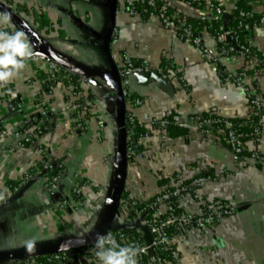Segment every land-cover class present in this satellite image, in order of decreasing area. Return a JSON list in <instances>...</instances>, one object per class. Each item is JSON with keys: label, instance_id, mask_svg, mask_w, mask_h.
<instances>
[{"label": "crops", "instance_id": "0c3cea01", "mask_svg": "<svg viewBox=\"0 0 264 264\" xmlns=\"http://www.w3.org/2000/svg\"><path fill=\"white\" fill-rule=\"evenodd\" d=\"M158 1L170 3L180 25L189 20L197 25L202 19L200 23L207 25L199 30L202 46L216 51L209 28L216 15L207 6L221 7L231 17L239 0H192L207 5L202 10L175 0ZM248 4L251 13L264 14V0ZM124 8L125 0H0V13L11 16L10 24L0 23V31H24L34 52L27 67L0 90V193L6 197L0 200V251L26 249L23 242L29 238L35 240V249L78 241L101 227L119 181V124L113 119L124 113L125 121L132 117L146 132L134 143L133 161L127 163L125 200L144 204L178 174L183 181L208 179L198 188L200 202L189 198L180 203L185 212L199 214L201 203L213 200L239 206L215 227L183 236L169 264H264V160L251 158L257 153L264 159V112L258 142L242 143L240 156L224 143L222 131L201 135L191 129L188 135L162 139L161 130L151 125L171 115L191 120L249 118L252 108L246 89L261 99L264 111V69L259 66L264 62V24L247 33L253 59L229 56L210 63L199 48L163 27L157 16L131 17ZM124 56L155 71L165 62L174 66L166 78L146 73L127 76L128 93L143 101L140 106L123 104L115 89V69ZM48 62L58 63L86 97L99 101L96 111L104 115L103 129L92 119L84 135L72 133L71 115L63 109L67 93L62 84L49 97H41L42 70ZM219 67L232 75L245 73L243 87L223 81ZM9 89L19 108L6 100ZM42 98L49 102L42 133L33 144L20 148L15 133L38 112ZM57 171L62 174L60 188L48 195L43 191L45 179ZM25 177L23 194L9 195L8 184ZM75 180L86 185L83 202L76 212H63L59 204ZM18 257L15 263L20 264ZM13 263L0 260V264Z\"/></svg>", "mask_w": 264, "mask_h": 264}, {"label": "built area", "instance_id": "2783aa9c", "mask_svg": "<svg viewBox=\"0 0 264 264\" xmlns=\"http://www.w3.org/2000/svg\"><path fill=\"white\" fill-rule=\"evenodd\" d=\"M179 2L190 6V3L186 0H179ZM206 7V6H205ZM208 9L214 12L216 17H220L225 13V10L216 5H208ZM167 5H157L155 0H125V8L123 12L131 17H139L143 19L145 15L147 18L157 16L163 27L175 31L177 37L180 40L188 41L196 48H199L202 52L203 58L210 63H217L220 57H228L229 55L239 52L241 57L249 55V47L246 46H235L234 43H228L227 34L231 36L232 32L229 30L228 33L223 31V27L220 28V32L217 34L216 42L221 47L219 52L211 51L202 46L201 37H195L193 31L188 25H180L179 29L181 32L178 34L177 23L173 20L172 15L167 13ZM234 10V9H233ZM240 17H244V13H239ZM260 23L264 24V16L260 19ZM242 23L239 22L238 27L240 28ZM172 64H170L171 66ZM173 66V65H172ZM173 68H160L156 70V73L166 78L167 72ZM118 74L121 80L122 95L132 106H140L143 101L138 98L130 96L127 90V76L129 74H142L149 73L152 69L143 63H134L132 59L127 56L122 57L120 65L117 67ZM221 79L225 82H231L235 85L243 87V79L245 74L232 75L229 72L219 70L218 72ZM225 75V76H224ZM41 83L45 85L41 97L47 95L48 97L53 93L57 84H62L66 91L63 101V109L65 112L71 115L72 126L71 131L75 135H84L88 130L89 123L94 119L98 125V129H103V114L98 113L96 108L99 106V101L94 98H88L84 95L83 90L79 84L75 85L71 79L64 74L60 69L58 63L48 62L42 70ZM3 87H0V90ZM247 98L249 105L252 108V114L262 112L261 99L253 92V90L246 89ZM1 94V93H0ZM6 100L16 103L15 93H6ZM39 110L36 113L38 116H31L25 119V128L15 133V138L18 139V147L23 148L34 143L35 139L42 133V127L47 117L49 110L48 100L41 99L39 102ZM16 107H20L19 103L15 104ZM253 116V115H252ZM193 123V127H190L185 119H182L178 115L172 116L171 120H153L152 126H155L162 132V139H165L167 134L165 128L168 125H174L179 128L188 130H194L196 133L201 135H207L211 133L205 130V126L210 124H216L219 120H200L197 117V122L189 119ZM129 124L133 127L134 120L132 117H128ZM261 123V121H260ZM262 126V124H261ZM235 126L230 122L224 123V143L227 147L235 154L242 155L243 148L240 141L241 138L249 136L252 138L251 142H258L261 130L255 128L250 134L242 135L236 132ZM142 137V136H141ZM134 150L131 147L127 148V156L133 157ZM251 158L262 162L264 159L261 158L257 153H252ZM27 177L16 185L7 187L9 195H16L20 189L24 186ZM207 177H196L188 182L181 179L178 174L171 177L172 184L159 192L153 199L145 202L142 206L138 203L129 200H121L119 212V221L122 224H133L139 222V224L146 228L151 235V244L147 245L143 233L139 230H135L134 235L120 232H110V234L117 240L121 245H138L144 249V252L138 257L139 264H169L173 261L175 253L176 243L188 232L194 229L212 228L219 224L222 219L234 215L237 211L236 207L227 204L222 200H213L210 202H202V209L199 214H191L185 212L180 207V203L185 199L191 198L194 201H199L198 188L204 183ZM62 181L61 171L50 174L46 177L43 185V191L48 195H54L58 192ZM86 185L82 180H75L70 192L64 197L59 204L61 211L76 212L83 202L84 188ZM200 202V201H199ZM95 244L83 248L82 251L71 250L68 252H62L57 254L43 255L39 257H31L21 262L24 264H99V261L94 255ZM169 255V259L165 258L164 254ZM17 264V263H14Z\"/></svg>", "mask_w": 264, "mask_h": 264}, {"label": "trees", "instance_id": "16d2710c", "mask_svg": "<svg viewBox=\"0 0 264 264\" xmlns=\"http://www.w3.org/2000/svg\"><path fill=\"white\" fill-rule=\"evenodd\" d=\"M175 1H179V0H175ZM186 1H188L190 3L191 7H195L199 10H202L203 7L207 6L201 2H195L192 0H186ZM250 1L251 0H239L238 1V3L236 4V6L234 7V10L232 12L231 22H230V26H229L230 27L229 30L232 32L231 37H232V42L234 43V45L239 46V47L240 46L249 47V55H246L243 57L245 59L244 61H248V60L250 61L251 59H253V57H255V53H254L252 47L247 42L248 30L250 31V29L253 28L254 26L261 24L260 19L264 16V14L258 15V14H253L250 12L249 4H248ZM155 2L157 5L166 4L168 7L167 13L172 15V11H171L169 2H159L158 0H155ZM240 12L244 13L245 16L240 17V15H239ZM172 18H173V15H172ZM143 19L144 20L147 19V15H145L143 17ZM173 20L177 23V26H178L177 32L179 34L181 32V30L179 29L180 24L178 23V21H176V19H173ZM189 21L186 22L185 25H188L191 27L195 37L200 36L199 30H201L203 28V25L205 26L206 23L201 24L200 21H202V19H199L196 21L197 25H195L196 23L189 22ZM239 22L242 23V26L240 28L238 27ZM221 27L222 26H221V23L219 21V17H216L210 21V27L209 28L212 30H210V29L209 30L212 31L215 39L217 38V34L220 32ZM220 47H221V45L217 44L216 50L218 52H219ZM229 56H240V55H239V52L237 51L234 54L229 55ZM134 63H140V62L134 61ZM170 64H172V63L165 62V64L163 66H164V68H167V69L174 68V66H172V65L170 66ZM259 66L264 69V62L259 63ZM219 70L221 71V70H223V68L219 67L218 72H219ZM241 73H243V72H240L238 74H241ZM70 79H71L73 84H75V85L78 84V82L75 79H72V78H70ZM263 112L264 111L262 108L261 113H257V114L254 113V114H252L253 116L251 115V116H249V118H242V119H237L234 121H228V120L221 119L218 117H201L200 120H204V121H206V120H209V121L219 120L220 121L216 124H210L209 126L204 127L205 130H208L211 133H216L217 130H220V129L223 130L224 129V123L230 122L235 126L234 128L236 129V132L240 133L244 136V135L250 134L255 128H257L258 130H262L260 119H261ZM33 116H37V115L34 114ZM172 116H174V115L164 117L162 119L170 121ZM193 121L197 122V118H194ZM125 130H126V137H127V148L128 147L133 148V146H136V144L134 145V143H137L138 139L146 133L143 126L136 123V122H134L133 127L129 124ZM164 130H165V133L169 136H185V135H188L190 132L188 129L179 128V127H176L174 125H168ZM251 140H252V138L249 136H246V137L240 139L241 143L251 141ZM128 161H133L132 157L127 156V162ZM185 182H188V181H185ZM16 184L17 183H10V184H8V186L16 185ZM122 199L125 200L126 196L123 195ZM138 205L142 206L143 204H138ZM122 232H124L126 234H130V235L135 234V230H130V231L126 230V231H122ZM78 251H82V249H79ZM163 256L167 259L170 258L167 253L164 254ZM20 264H24V263L22 262Z\"/></svg>", "mask_w": 264, "mask_h": 264}, {"label": "water", "instance_id": "95a60500", "mask_svg": "<svg viewBox=\"0 0 264 264\" xmlns=\"http://www.w3.org/2000/svg\"><path fill=\"white\" fill-rule=\"evenodd\" d=\"M6 11L11 12L9 9L5 8ZM115 11H113L114 13ZM230 15L223 14L219 17V21L222 23L223 31L228 33L229 32V26H230ZM227 41L228 43L232 44V37L227 34ZM115 89L117 92L118 97L120 98V101L123 104H126V100L122 95V89H121V80L118 74V70L115 69ZM157 76V73L155 70H152L150 73H146V76ZM159 79V78H158ZM161 79V78H160ZM124 113H122L119 117H116L113 119L114 122L119 124V133L117 135V142L119 145V156H118V170H119V181L117 186L115 187V191L113 193V198L110 204V207L107 211V216L104 221V223L101 225V227L93 234L88 237H85L84 239L78 240V241H71L66 243H61L58 245H54L48 248H42V249H35L34 251H27L26 249L22 250H16V251H0V260L8 259L10 261H15L19 258L18 256L22 257V261L31 257H39L43 255H50V254H57L62 252H68L71 250H78L90 247L94 244H96V238L98 235H106L110 232H120V231H130V230H139L143 233L144 240L147 245L151 244V235L147 231L146 228L142 227L139 222H135L133 224H122L119 221L120 217V204H121V198L122 193L124 190V184H125V178H126V170H127V137H126V127L129 125V121L124 119ZM185 122L190 126L193 127V123L186 118ZM23 190H21L19 193L16 194V196H20L23 194ZM237 209L239 211V206H237ZM24 257H23V256ZM18 257V258H17ZM17 258V259H16ZM13 263V264H14Z\"/></svg>", "mask_w": 264, "mask_h": 264}, {"label": "clouds", "instance_id": "9594fccd", "mask_svg": "<svg viewBox=\"0 0 264 264\" xmlns=\"http://www.w3.org/2000/svg\"><path fill=\"white\" fill-rule=\"evenodd\" d=\"M0 23L10 24V14L0 13ZM33 55L31 42L24 31H0V87L12 83L27 67V61ZM5 198V195L0 193V200ZM23 246L27 251H34L36 242L29 238L23 242ZM143 252L144 249L138 245H121L110 233L98 235L94 249L99 264H139L138 257Z\"/></svg>", "mask_w": 264, "mask_h": 264}]
</instances>
